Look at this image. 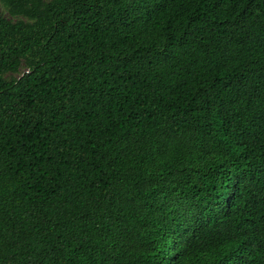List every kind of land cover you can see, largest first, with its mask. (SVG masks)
<instances>
[{
	"label": "trees",
	"instance_id": "trees-1",
	"mask_svg": "<svg viewBox=\"0 0 264 264\" xmlns=\"http://www.w3.org/2000/svg\"><path fill=\"white\" fill-rule=\"evenodd\" d=\"M0 264H264V0H0Z\"/></svg>",
	"mask_w": 264,
	"mask_h": 264
}]
</instances>
